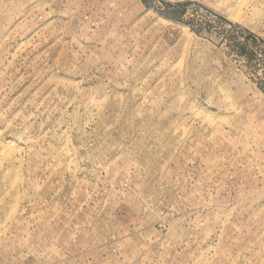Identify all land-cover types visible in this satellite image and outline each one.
I'll list each match as a JSON object with an SVG mask.
<instances>
[{
	"label": "rangeland",
	"instance_id": "1",
	"mask_svg": "<svg viewBox=\"0 0 264 264\" xmlns=\"http://www.w3.org/2000/svg\"><path fill=\"white\" fill-rule=\"evenodd\" d=\"M0 264H264V0H0Z\"/></svg>",
	"mask_w": 264,
	"mask_h": 264
},
{
	"label": "bare ground",
	"instance_id": "2",
	"mask_svg": "<svg viewBox=\"0 0 264 264\" xmlns=\"http://www.w3.org/2000/svg\"><path fill=\"white\" fill-rule=\"evenodd\" d=\"M5 149H12V144L11 143L5 144Z\"/></svg>",
	"mask_w": 264,
	"mask_h": 264
}]
</instances>
